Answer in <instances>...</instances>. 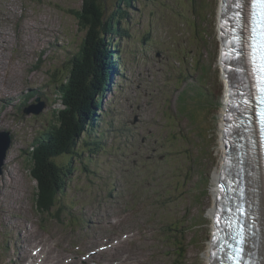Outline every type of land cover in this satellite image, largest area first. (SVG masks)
Returning a JSON list of instances; mask_svg holds the SVG:
<instances>
[{
  "label": "rangeland",
  "instance_id": "obj_1",
  "mask_svg": "<svg viewBox=\"0 0 264 264\" xmlns=\"http://www.w3.org/2000/svg\"><path fill=\"white\" fill-rule=\"evenodd\" d=\"M84 1L0 0V97L8 95L0 98V130L12 134L0 176V264H38L35 253L43 264H206L225 151L222 0H204L208 9L196 19L188 0L134 1L128 35L113 37L118 71L100 117L57 156L62 185L48 203L37 197L24 150L56 122L59 78L92 34L74 12ZM102 2L108 13L124 7ZM193 22L209 33L205 42ZM33 90L39 94L23 106ZM194 91L207 92L206 107L197 94L185 99ZM38 96L44 108L25 113Z\"/></svg>",
  "mask_w": 264,
  "mask_h": 264
},
{
  "label": "trees",
  "instance_id": "obj_2",
  "mask_svg": "<svg viewBox=\"0 0 264 264\" xmlns=\"http://www.w3.org/2000/svg\"><path fill=\"white\" fill-rule=\"evenodd\" d=\"M102 1L104 0H85L80 10L74 11L81 27L88 29L92 34L83 40L80 49L69 60V62L72 61V66L60 76L58 85L60 97L57 101L62 107L53 110V118L56 122L54 121L44 132H40L43 140L37 141L34 144V151L30 153L31 172L37 182V197L39 193L40 197L48 203L53 202L52 197L55 191L62 185L58 174L60 166L56 158L61 153H68L70 151L68 147L73 148L80 136L91 131L87 129V126L93 125L94 118L98 117L95 112L101 107L105 92L110 89L113 64L115 65L117 61L118 49L114 50L117 45L113 44V37L123 32L126 36L128 35L125 25L131 19L128 10L135 9V0H118V4L122 2L124 7L119 5L117 9L108 13L107 5ZM144 1L153 5L160 3L159 0ZM188 2L195 19L208 9L204 0H188ZM204 21L203 17L202 22ZM192 26L196 34L205 42L202 37L209 33L198 32V28L201 27L199 23L193 22ZM202 27H206L205 24ZM199 31H203V28ZM203 93L207 94V92ZM181 96L182 94H179V99ZM200 97L199 107L202 105L206 107L207 103L203 102L207 100ZM29 98L30 96L25 98L23 106ZM154 192L158 195L157 191ZM148 196L154 197L153 194ZM38 206L45 207L48 204L39 202ZM178 248L179 256L183 259L186 247L180 243Z\"/></svg>",
  "mask_w": 264,
  "mask_h": 264
},
{
  "label": "bare ground",
  "instance_id": "obj_3",
  "mask_svg": "<svg viewBox=\"0 0 264 264\" xmlns=\"http://www.w3.org/2000/svg\"><path fill=\"white\" fill-rule=\"evenodd\" d=\"M225 0H222V2H224ZM227 12V11H226ZM234 17V16H233ZM222 19H224L225 20V18H224V15L223 14H221L220 15V21L222 20ZM236 19H238L237 17H236ZM225 36H229V35H225ZM72 58V56L69 58V60ZM225 72V71H224ZM115 74H117V71H113L112 72V75L111 76H114ZM226 80H225V82H226V84H225V86H226V89H227V94H226V96H225V99H226V105H225V107H224V109H223V117H222V119H223V121H222V126H223V129H222V134H221V139L223 138V136H224V134H225V127H226V122H227V118L225 117V114H226V112H227V108H228V99H230L231 98V95L229 94V92L231 91V88H233L234 87V84H235V79L234 78H232V77H227V78H225ZM112 81H111V79H110V83H111ZM34 93H36V94H39V92L37 91V90H33V91H28V92H26V94H24V97L26 98L27 96H32ZM185 93V99H187L188 101H190V100H192L191 98H192V96L193 95H195V94H197V95H199V97L200 96H202V97H204L205 99H209V96H208V94H206V93H203V92H198V91H194L193 93H191V94H186L187 92H184ZM184 93H182V94H184ZM3 97H5V98H8V95H5V96H2V97H0V98H3ZM38 97H40V96H38ZM38 97H36L35 99H37ZM41 98V97H40ZM7 101H8V99H6ZM25 100V99H24ZM12 101V100H11ZM188 101H186V103L188 102ZM198 102H199V99H198ZM23 103V102H22ZM10 105H13L12 103L10 104ZM199 105V103L197 104V106ZM184 106V105H183ZM182 106V107H183ZM196 106V107H197ZM3 107H5V105L3 104ZM233 136L230 134L229 135V138L231 139ZM40 140H43V137L40 135V134H38L36 137H35V139L32 141L33 143H32V145H31V148H27L26 150H24V152L26 153V154H28V157H29V159L31 158L30 157V153L32 152V151H34V144L37 142V141H40ZM222 146H223V149H225V151L223 152L224 154H222V159H223V161H222V164L220 165V172L219 173H216V175H214V181L216 182V184H215V186H214V197L218 194V192H219V184H217V182H218V180L219 181H221V179H219V177H220V175L219 174H222L221 176H222V178L224 177V176H227V177H229V178H231L233 175H235V173H237V176H240L241 174H242V172H240L238 169H236V167L238 166V162H237V160L235 159L236 157L233 155V153H231L230 154V157H228L227 155H229L228 153H227V149H229L228 148V146H226L225 144H223L222 143ZM230 150V149H229ZM223 155H224V157H223ZM245 158H246V155H245ZM29 162H30V160H29ZM227 162H230V164H228V165H226V163ZM245 164L246 165H249L250 163L247 161V162H245ZM253 165H257L258 163L257 162H254V163H252ZM226 165V166H225ZM252 171H254V168H252ZM247 179H249L250 181H251V183H252V185L254 186V187H257V185H256V180H255V178H254V175L253 174H249V175H244ZM225 183H226V181H225ZM225 186H228L227 184L225 185ZM220 188H222L221 187V185H220ZM154 189L152 188L150 191H153ZM59 191V188L55 191L56 193ZM152 194V193H151ZM223 197V196H222ZM148 198L149 197H147V200H148ZM255 201H256V203H257V198H255L254 199ZM151 203V202H150ZM163 203H165V201L163 202ZM159 204V203H158ZM158 204L157 203H154V204H152L151 203V205L152 206H158ZM214 204H215V206H216V202L214 201ZM215 211H216V209H215V207L213 208V210H211L210 212H211V214H212V216L214 215V213H215ZM20 238V237H19ZM32 245V244H31ZM213 248V245L212 244H210L209 243V246H208V248ZM26 248H27V246H26ZM209 250V249H208ZM260 255H263V254H260ZM33 256H36L35 254L33 255ZM29 258V257H28ZM115 258V257H114ZM20 259H23V261H26V262H28V260H25L23 257H22V255H21V257H20ZM32 260V259H31ZM30 260V261H31ZM35 260V259H34ZM43 260V259H42ZM51 261V260H50ZM209 261L211 262V260H210V256H209V251H208V254L206 255V264H208L209 263ZM54 263V262H53ZM95 263H97V262H95ZM30 264H32V263H30ZM100 264V263H99ZM114 264H116V262L114 263ZM119 264H122L121 262H119Z\"/></svg>",
  "mask_w": 264,
  "mask_h": 264
},
{
  "label": "water",
  "instance_id": "obj_4",
  "mask_svg": "<svg viewBox=\"0 0 264 264\" xmlns=\"http://www.w3.org/2000/svg\"><path fill=\"white\" fill-rule=\"evenodd\" d=\"M45 102L41 100L40 97L36 99V102L30 104L24 108V112L29 114H39L40 111L44 108ZM137 121V117L134 118V122ZM12 135L9 130H0V176L3 173V164L6 151L11 145Z\"/></svg>",
  "mask_w": 264,
  "mask_h": 264
},
{
  "label": "snow or ice",
  "instance_id": "obj_5",
  "mask_svg": "<svg viewBox=\"0 0 264 264\" xmlns=\"http://www.w3.org/2000/svg\"><path fill=\"white\" fill-rule=\"evenodd\" d=\"M257 2L260 4L262 8H264V0H257ZM237 7H239V4L237 3ZM262 36H264V33H261ZM260 53H259V59H260V64L258 65V68H254L253 71H259L260 73H264V43H261L260 46ZM256 52V49L253 48V53ZM253 61H255L256 57H252ZM261 79L264 80V76H261Z\"/></svg>",
  "mask_w": 264,
  "mask_h": 264
}]
</instances>
